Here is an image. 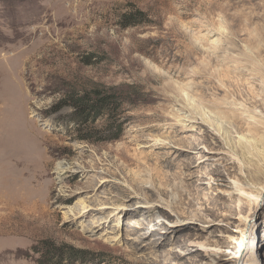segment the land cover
I'll use <instances>...</instances> for the list:
<instances>
[{"label": "rangeland", "instance_id": "obj_1", "mask_svg": "<svg viewBox=\"0 0 264 264\" xmlns=\"http://www.w3.org/2000/svg\"><path fill=\"white\" fill-rule=\"evenodd\" d=\"M256 66L264 0H0V264H264Z\"/></svg>", "mask_w": 264, "mask_h": 264}, {"label": "bare ground", "instance_id": "obj_2", "mask_svg": "<svg viewBox=\"0 0 264 264\" xmlns=\"http://www.w3.org/2000/svg\"><path fill=\"white\" fill-rule=\"evenodd\" d=\"M255 69H258L257 71L260 72V74L262 75V81H264V68H258V66L255 67ZM190 111V110H189ZM191 112V111H190ZM254 117V116H252ZM264 139V138H263ZM246 148L251 149V147L247 146ZM263 171L260 168L259 171H257L256 173L252 174L249 178H248V182H244L241 185L237 186V190H238V197L239 199L242 201L244 199L250 200L252 201L253 199H255V197L257 196V192H254L253 188H259L260 186H262V188L260 189H264V185L262 183H260V179L262 177ZM261 191V190H259ZM260 193V192H258ZM141 206L145 207V208H149V210L151 211L156 210V213H161V210L157 209V204H153L152 202H144V204H142ZM145 211L147 213H149L150 211ZM161 211V212H160ZM161 216H158L154 221H155V225L156 223H159L158 221L162 220L161 218H159ZM252 233V227L251 225H249L248 230L246 232L243 231V235L246 234V238H250V235ZM249 250V243H247L243 248H242V255L244 256ZM155 256V257H154ZM154 260H155V264H170L168 262V255L166 254V250H158L154 253ZM249 264H257V262L255 261H250Z\"/></svg>", "mask_w": 264, "mask_h": 264}, {"label": "trees", "instance_id": "obj_3", "mask_svg": "<svg viewBox=\"0 0 264 264\" xmlns=\"http://www.w3.org/2000/svg\"><path fill=\"white\" fill-rule=\"evenodd\" d=\"M87 99H88L87 97H79L77 99V101L79 102V109H80L79 113L82 114L83 116H86L87 113H89V115H90V113H92V111L93 112L95 111L96 113H99L97 111L101 110V107H103V105H104L103 103H104V100L106 98H105V96H102L101 99H98L97 101L92 102L91 104H90V102H88ZM45 243H48V245H49V242H45ZM57 249L59 251H61L60 248H57ZM51 254H52V250H51V247L49 245V247L47 248V250L45 252V255L48 257Z\"/></svg>", "mask_w": 264, "mask_h": 264}]
</instances>
